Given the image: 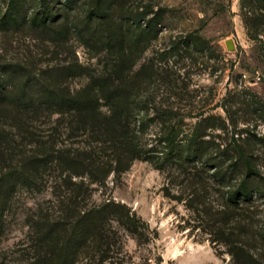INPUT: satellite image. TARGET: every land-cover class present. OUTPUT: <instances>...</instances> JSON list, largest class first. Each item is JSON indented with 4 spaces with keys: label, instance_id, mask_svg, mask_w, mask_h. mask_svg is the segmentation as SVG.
I'll return each instance as SVG.
<instances>
[{
    "label": "trees",
    "instance_id": "obj_1",
    "mask_svg": "<svg viewBox=\"0 0 264 264\" xmlns=\"http://www.w3.org/2000/svg\"><path fill=\"white\" fill-rule=\"evenodd\" d=\"M131 15L114 0H0L1 33L30 29L52 48H46L45 66L26 58L0 61V111L6 114L0 125L33 147L0 172V220L19 187L50 194L51 206L41 207L32 220L31 264H131L126 237L137 245L157 237L128 205L93 198L110 175L119 177L135 160L151 157L140 130L148 127L147 119L134 106ZM71 37L94 51L100 70H90L77 56L60 58ZM78 77L85 82L72 85ZM205 120L181 136L172 128L163 139L162 161L180 177L178 193L165 195L197 214L210 242L222 245L233 264H263L243 244L245 221L252 218L243 214L244 206L261 195L253 180L259 172L234 135L222 147L206 139ZM8 141L0 132V145Z\"/></svg>",
    "mask_w": 264,
    "mask_h": 264
},
{
    "label": "rangeland",
    "instance_id": "obj_2",
    "mask_svg": "<svg viewBox=\"0 0 264 264\" xmlns=\"http://www.w3.org/2000/svg\"><path fill=\"white\" fill-rule=\"evenodd\" d=\"M117 1L132 14L127 37L134 106L147 119L148 127L140 130L152 151L149 160H135L119 177L110 175L106 188L96 187L93 198L111 197L128 205L157 232L141 245L126 237L131 264H233L222 245L210 242L197 214L165 195L178 193L180 177L174 165L162 161L163 139L172 128L179 136L186 134L206 117V139L222 147L235 137L259 172L253 180L262 192L244 206L243 214L252 218L245 221L243 244L264 264V0ZM67 44L60 58L77 56L90 70L103 67L82 40L71 37ZM46 45L42 35L30 29L0 32V61L26 58L35 67L45 66ZM84 82L82 77L71 81L74 86ZM5 118L0 111V120ZM0 132L9 139L0 145L1 172L11 158L33 147L22 145L9 126L0 125ZM212 199L221 201L217 194ZM48 206V189L19 187L12 193L0 220V264H31L32 220Z\"/></svg>",
    "mask_w": 264,
    "mask_h": 264
},
{
    "label": "water",
    "instance_id": "obj_3",
    "mask_svg": "<svg viewBox=\"0 0 264 264\" xmlns=\"http://www.w3.org/2000/svg\"><path fill=\"white\" fill-rule=\"evenodd\" d=\"M226 45H227V48L232 50L233 49V44H232V40L231 39H227L226 40Z\"/></svg>",
    "mask_w": 264,
    "mask_h": 264
}]
</instances>
